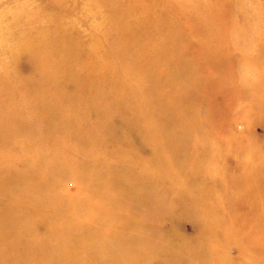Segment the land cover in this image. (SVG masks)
Listing matches in <instances>:
<instances>
[{"label":"rangeland","instance_id":"obj_1","mask_svg":"<svg viewBox=\"0 0 264 264\" xmlns=\"http://www.w3.org/2000/svg\"><path fill=\"white\" fill-rule=\"evenodd\" d=\"M0 264H264V0H0Z\"/></svg>","mask_w":264,"mask_h":264},{"label":"bare ground","instance_id":"obj_2","mask_svg":"<svg viewBox=\"0 0 264 264\" xmlns=\"http://www.w3.org/2000/svg\"><path fill=\"white\" fill-rule=\"evenodd\" d=\"M133 216H135V215H133ZM133 222H134V220H133Z\"/></svg>","mask_w":264,"mask_h":264}]
</instances>
